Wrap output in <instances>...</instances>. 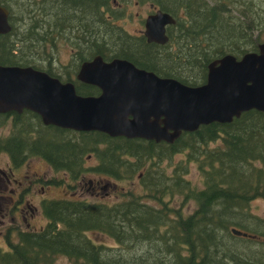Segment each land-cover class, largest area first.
<instances>
[{
    "label": "trees",
    "instance_id": "trees-1",
    "mask_svg": "<svg viewBox=\"0 0 264 264\" xmlns=\"http://www.w3.org/2000/svg\"><path fill=\"white\" fill-rule=\"evenodd\" d=\"M48 1L0 0L12 25L0 36L1 64L40 69L46 44L55 45L64 33L75 37L67 38L75 46V61L124 58L158 76L199 85L209 62L257 51L264 33V10L253 0H148L176 20L165 45L117 28L113 22L121 13L112 8L109 20L101 10L104 0ZM235 6L237 15L231 14ZM16 10L22 29L14 24ZM75 88L82 95L99 93L93 85ZM18 130L19 137L0 138V151L7 149L16 159L41 157L73 181L86 170V156L94 155L91 171L114 179L136 176L159 207L131 191L113 204L46 200V224L8 241V249H0V264H53L59 255L73 264H264V218L250 210L253 199L264 197V112L251 109L228 123L201 125L173 143L47 127L29 115L19 118ZM179 152L184 163L167 173L162 161ZM192 163L200 187L184 177ZM174 193L180 203L194 200L196 209L187 215L172 210L164 196ZM233 227L248 236L233 234ZM89 232L107 235L114 245L96 243Z\"/></svg>",
    "mask_w": 264,
    "mask_h": 264
},
{
    "label": "water",
    "instance_id": "water-1",
    "mask_svg": "<svg viewBox=\"0 0 264 264\" xmlns=\"http://www.w3.org/2000/svg\"><path fill=\"white\" fill-rule=\"evenodd\" d=\"M8 16L0 5V35L11 29ZM174 22L160 10L147 16V41L167 42L165 26ZM76 78L99 93L78 94L70 81L32 66L0 63V112L28 109L43 123L64 129L173 143L182 132L201 125L228 123L251 109L264 112V40L257 51L209 62L206 80L199 85L158 76L124 58L105 61L101 55L84 61ZM231 232L248 236L235 227Z\"/></svg>",
    "mask_w": 264,
    "mask_h": 264
},
{
    "label": "rangeland",
    "instance_id": "rangeland-1",
    "mask_svg": "<svg viewBox=\"0 0 264 264\" xmlns=\"http://www.w3.org/2000/svg\"><path fill=\"white\" fill-rule=\"evenodd\" d=\"M38 2H42L44 0H36ZM121 2V4H124V8H118L119 12L121 13V16L113 23H115L116 27L119 29L124 30V32L132 35L137 32V29L139 28V21L138 18L135 16V13L139 10L137 7L133 5L134 0H118ZM254 4H259L260 7L264 10V0H253ZM50 2V0L48 1ZM148 3H150L148 0H143L144 4V15L146 14ZM262 3V4H261ZM237 6H235V9H232L233 15H237ZM14 24L18 29H20L22 26L21 23H18L21 19L19 17V14L16 10L14 11ZM120 26V27H119ZM22 29V28H21ZM264 39V33L261 35V41ZM45 45V44H44ZM70 46L67 45L65 42H61L60 39L55 38V45H52L50 43H47L45 46V51L48 50L47 57H50V61L52 69L54 70L58 69L61 64H65L69 59L73 57V55L70 54ZM36 52H40L39 49L35 50ZM43 58L40 62V69L45 66L46 62ZM54 58V59H53ZM73 63V62H72ZM43 69V68H42ZM60 71H55L56 74H60ZM7 125V123L5 124ZM1 131V128H0ZM5 131H7V128H5ZM215 143L212 142L210 146H214ZM185 155L183 152L175 153L171 156V158L164 159L162 162L163 166H165L167 173H172V170L174 169L175 165L177 163H184ZM31 166L29 167V175L32 179H34L36 176L44 177L46 180L45 183H37V186H33V191L31 192L32 200L38 201L40 198V195H38L36 192L39 191L40 185H44V193H42L41 197L51 200V199H84L86 201L92 202V203H105V204H113L115 202H119L120 200L124 199L127 192L131 191L134 195L141 196V200L143 202H146L152 206L159 207L158 202H156L153 199H150L145 196L146 190L144 186L141 184L139 178L136 176L131 179H114L112 177L102 175V174H96L95 172L91 171L92 166L96 165L97 159L94 155H88L85 158L84 167L85 171L80 176V179L78 182L70 180L69 177H67L63 171H55L52 169L48 163L36 156H32L31 159ZM6 155L3 153H0V167H4L7 163ZM185 178L190 179L192 184H194L197 187H200L202 185V178L199 174L197 167L194 163L188 165V169L186 173L184 174ZM92 181L93 184L90 185L89 181ZM95 180L101 181V186L104 185L105 182H109L110 184L107 185L105 188H95ZM52 181V183H51ZM36 194V195H34ZM181 196L179 195H165L164 201L167 202V205L172 209L179 208L182 210V213L187 215L192 213L196 209V202L194 200L187 199L183 201V203H180ZM37 204V203H35ZM250 210L253 214L260 218H264V197H257L251 201L250 204ZM171 216H174V213H171ZM36 221L35 226L32 228H40L45 224L47 221L44 215L39 213L37 211V217L33 221V223ZM88 235L95 241L96 243H103L106 245H114V241L104 234L99 233H93L89 232ZM11 239L15 242L18 240L17 235L11 236ZM0 249H8V247L5 245L4 240L2 237H0ZM247 249V248H246ZM53 264H73L70 262L67 256L65 255H59L54 260Z\"/></svg>",
    "mask_w": 264,
    "mask_h": 264
},
{
    "label": "flooded vegetation",
    "instance_id": "flooded-vegetation-1",
    "mask_svg": "<svg viewBox=\"0 0 264 264\" xmlns=\"http://www.w3.org/2000/svg\"><path fill=\"white\" fill-rule=\"evenodd\" d=\"M104 1L107 3L105 2L101 3V10L104 11L106 15L109 12L111 13L112 8L118 9L122 7L124 8L125 6L124 4H121V2H119L118 0H104ZM107 5L108 6L110 5V7L107 8ZM133 5L139 9L135 13V16L138 18V21L140 22L139 23L140 26L137 29V32L132 35L137 36V37H142L148 43H153L157 45H165L169 41V37L167 35V29L170 25H173L176 22V20L174 23L167 24L165 26V33L168 37L167 42L165 43H157L154 41L149 42L147 41V38L144 35L145 19L147 18V16L155 13L158 10L163 11V12H167V11L162 10L160 6L157 5L156 3L150 2L148 3L146 14L144 15L143 0H134ZM109 14L107 16H108V19L110 20V18L112 17V14H110L111 17ZM169 14L173 16L171 13ZM8 20H9V17H8ZM10 26L12 29V25ZM11 29L9 31H11ZM60 32H61V29H60ZM5 34H1L0 36L5 35ZM63 36H65L64 33L58 34L56 38L60 39L61 42L63 41L67 45L70 46L69 48L70 54L73 55V57L69 59L65 64H61L60 67L56 70H54V68L52 69V66H51L52 62H49L50 57H48L47 60H45L46 62L45 66L42 67L43 69L41 68L39 70L46 72L50 76L57 77L61 82L70 81L74 84V86L91 85V84L84 83L78 80L76 78V75L79 71L81 64L86 60L92 59L95 55L87 59L75 61L74 60V54L76 53L75 46L67 40V38L72 39L75 37L70 34L66 36L67 38ZM78 36L79 35H77L76 37ZM45 53L47 54L48 50H46ZM111 59L103 58V60L105 61H109ZM55 71L57 72L60 71L59 72L60 74H56ZM26 115L33 116V118L39 123H41L42 126L62 128V127L55 126L52 124L43 123L41 117L37 113L31 110H28V109H23L21 112H17V111L0 112V128H1L0 138H8V137L19 135L21 133L20 130L15 132L17 128V122L19 118H22ZM27 122H30V121H27ZM6 123L7 125H5ZM26 127H29V125ZM5 128H7V131H5ZM0 153L5 154L8 160L4 167H0V237L3 238L5 245L9 247L8 241H13L11 239V236L17 235L18 237L20 233L40 229L46 224L47 221L40 228H35V227L32 228L33 226H35V223H36V221L34 223L33 221L37 217V211H39V213L42 214V216L44 215L43 210H42V204L43 202L47 200L44 197L43 198L41 197L42 193H44V185H40L39 191L36 192L38 195H40V198L38 199V201H33L31 198L32 197L31 192L33 191V186H37V183L43 184L46 182V180L44 179V177H41V176L40 177L36 176L34 179H32L31 176L29 175V167L31 166V162H30L31 157H26L23 154L21 155V158L16 159L9 153V150L7 149L0 151ZM79 179L80 178L74 181L78 182ZM89 183L90 185L93 184L91 180L89 181ZM100 184H101L100 180H95V183H94L95 188H105L110 183L105 182L103 186H101Z\"/></svg>",
    "mask_w": 264,
    "mask_h": 264
}]
</instances>
